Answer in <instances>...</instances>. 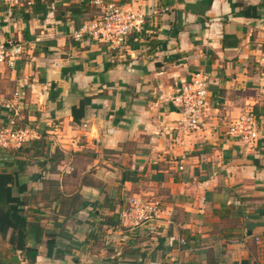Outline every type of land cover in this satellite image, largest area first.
I'll list each match as a JSON object with an SVG mask.
<instances>
[{"label": "crops", "instance_id": "obj_1", "mask_svg": "<svg viewBox=\"0 0 264 264\" xmlns=\"http://www.w3.org/2000/svg\"><path fill=\"white\" fill-rule=\"evenodd\" d=\"M103 1L146 14L122 47L72 39L89 0H0V44L21 46L0 62V127L44 142L0 150V264H264V0ZM198 70L202 122L182 135L171 97ZM247 111L254 141L227 131ZM133 194L158 217L121 225Z\"/></svg>", "mask_w": 264, "mask_h": 264}, {"label": "built area", "instance_id": "obj_2", "mask_svg": "<svg viewBox=\"0 0 264 264\" xmlns=\"http://www.w3.org/2000/svg\"><path fill=\"white\" fill-rule=\"evenodd\" d=\"M4 1L7 7L12 8L29 7L35 0ZM89 3L97 7L98 12L91 20L72 31L73 40H96L106 43L111 48H118L126 44L131 34H137L142 30L146 16L144 12L103 0H89ZM20 52L21 46L18 44H9L8 48L0 44V62L7 59L10 63ZM254 64L264 84V52L254 59ZM208 83V74L204 70H198L187 80L182 81L172 95L171 102L179 114L176 129L180 134L189 135L199 128L206 103ZM14 124V120L10 118L0 127V150L19 148L36 137V132L31 126H14ZM227 131L246 141H254L258 138L256 117L252 112L247 111L230 122ZM178 168L181 169L182 166ZM159 213L160 206L157 200L133 194L128 197L127 205L120 212L119 219L121 225L137 226L154 220Z\"/></svg>", "mask_w": 264, "mask_h": 264}, {"label": "trees", "instance_id": "obj_3", "mask_svg": "<svg viewBox=\"0 0 264 264\" xmlns=\"http://www.w3.org/2000/svg\"><path fill=\"white\" fill-rule=\"evenodd\" d=\"M83 105H84L83 98H80L78 100L77 105H76L77 106L76 109L81 110L83 108ZM73 109H75V107L72 106L71 107L72 112H73ZM43 147H44V142H42L39 139H32V140L28 141L26 144H24L23 146H20L19 148L14 149L13 152L15 153L16 151H21L24 153H31L32 156L36 157L38 155H43V153H44ZM128 178H130V177H128L127 174L122 172L121 181L128 179ZM105 199H106V197L104 198V200ZM101 224H106L107 226H110L113 228L116 227V225L119 224V219H118L117 213H112L111 215H108V216L104 215L102 221L100 222V225ZM21 247H23V246H21ZM28 259L30 262L33 261V257L31 255L28 257Z\"/></svg>", "mask_w": 264, "mask_h": 264}]
</instances>
